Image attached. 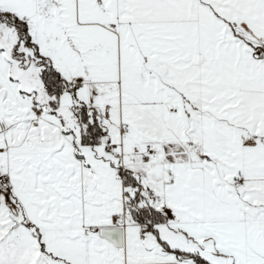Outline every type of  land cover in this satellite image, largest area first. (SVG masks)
Segmentation results:
<instances>
[{
	"label": "snow or ice",
	"instance_id": "snow-or-ice-1",
	"mask_svg": "<svg viewBox=\"0 0 264 264\" xmlns=\"http://www.w3.org/2000/svg\"><path fill=\"white\" fill-rule=\"evenodd\" d=\"M0 264H264V0H0Z\"/></svg>",
	"mask_w": 264,
	"mask_h": 264
}]
</instances>
